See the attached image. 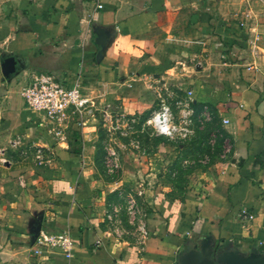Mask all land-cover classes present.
Masks as SVG:
<instances>
[{"label":"crops","instance_id":"0c3cea01","mask_svg":"<svg viewBox=\"0 0 264 264\" xmlns=\"http://www.w3.org/2000/svg\"><path fill=\"white\" fill-rule=\"evenodd\" d=\"M258 39L264 43V0H0V257L9 264H177L190 240L209 234L224 248L264 253ZM9 57L15 72L6 76ZM40 72L69 85L79 77L96 101L129 112L180 89L229 121L233 155L209 168L206 192L161 204L144 245L118 242L97 225L101 175L83 167L67 130L58 140L25 106L21 89ZM23 148L35 165L15 154ZM40 234H69L70 255L36 253Z\"/></svg>","mask_w":264,"mask_h":264},{"label":"rangeland","instance_id":"374dc122","mask_svg":"<svg viewBox=\"0 0 264 264\" xmlns=\"http://www.w3.org/2000/svg\"><path fill=\"white\" fill-rule=\"evenodd\" d=\"M163 96L178 128L172 135L158 133L151 122L160 101L134 113L120 108L118 102L97 101L82 127L67 129L68 137L79 146L74 153L81 156L83 167L101 175L104 194L97 225L125 245H144L159 226L161 204L183 202L191 190L206 192L209 168L233 155L235 141L215 105L189 101L180 89L166 90ZM15 154L34 161L24 148ZM1 257L0 264L10 263Z\"/></svg>","mask_w":264,"mask_h":264},{"label":"built area","instance_id":"2783aa9c","mask_svg":"<svg viewBox=\"0 0 264 264\" xmlns=\"http://www.w3.org/2000/svg\"><path fill=\"white\" fill-rule=\"evenodd\" d=\"M97 7L100 9L102 5L98 4ZM20 95L27 109L36 113L40 121L48 125V132L62 138H65V130L69 129L70 125L82 127L93 115L97 102L85 92L79 77L69 85L56 76L43 72L33 74L30 81L21 89ZM172 116L169 105L163 102L151 119L158 133L172 135L178 131ZM164 119L177 130L163 129ZM223 122L227 124L229 121L224 119ZM73 245V239L69 234L54 236L40 234L34 250L36 253H42L43 248H58L70 255Z\"/></svg>","mask_w":264,"mask_h":264},{"label":"water","instance_id":"95a60500","mask_svg":"<svg viewBox=\"0 0 264 264\" xmlns=\"http://www.w3.org/2000/svg\"><path fill=\"white\" fill-rule=\"evenodd\" d=\"M98 43L103 40L99 38ZM6 76L15 72V60L9 57L2 65ZM177 264H264V253L259 249H252L242 253L235 247L219 249L212 234L206 237L190 240L185 251L177 256Z\"/></svg>","mask_w":264,"mask_h":264},{"label":"bare ground","instance_id":"6f19581e","mask_svg":"<svg viewBox=\"0 0 264 264\" xmlns=\"http://www.w3.org/2000/svg\"><path fill=\"white\" fill-rule=\"evenodd\" d=\"M164 121H165V125H163V129H166V130L169 129V130H172V131H176L177 130L176 127L170 126V124L167 123V120L166 119H164Z\"/></svg>","mask_w":264,"mask_h":264},{"label":"trees","instance_id":"16d2710c","mask_svg":"<svg viewBox=\"0 0 264 264\" xmlns=\"http://www.w3.org/2000/svg\"><path fill=\"white\" fill-rule=\"evenodd\" d=\"M218 245H219V249H223L224 248L222 245H220V243H218ZM230 247H232V246H230Z\"/></svg>","mask_w":264,"mask_h":264}]
</instances>
